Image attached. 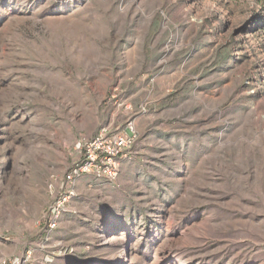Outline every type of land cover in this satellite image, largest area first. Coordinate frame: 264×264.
I'll return each mask as SVG.
<instances>
[{
    "label": "rangeland",
    "instance_id": "obj_1",
    "mask_svg": "<svg viewBox=\"0 0 264 264\" xmlns=\"http://www.w3.org/2000/svg\"><path fill=\"white\" fill-rule=\"evenodd\" d=\"M131 117L118 178L47 239L77 141ZM29 254L264 264V0H0V260Z\"/></svg>",
    "mask_w": 264,
    "mask_h": 264
},
{
    "label": "built area",
    "instance_id": "obj_2",
    "mask_svg": "<svg viewBox=\"0 0 264 264\" xmlns=\"http://www.w3.org/2000/svg\"><path fill=\"white\" fill-rule=\"evenodd\" d=\"M115 98V96L113 97ZM122 109L131 113L128 102L120 104ZM146 112L140 108L138 114ZM137 116V114L135 115ZM139 133L136 119L131 117L124 128L111 126L101 128L94 136H81L75 145V157L64 173L61 184L44 216V234L52 238L59 230L64 215L73 213L72 202L78 198L77 185L90 178L95 182H114L125 161L133 155ZM0 264H32L28 256L11 257L0 260Z\"/></svg>",
    "mask_w": 264,
    "mask_h": 264
},
{
    "label": "crops",
    "instance_id": "obj_3",
    "mask_svg": "<svg viewBox=\"0 0 264 264\" xmlns=\"http://www.w3.org/2000/svg\"><path fill=\"white\" fill-rule=\"evenodd\" d=\"M90 201L91 200L86 199V198H84V199L83 198H79V199L75 200L74 206L75 205L76 206H89L88 209L91 210V212H92V208L90 207L92 204H91ZM74 218L75 217H73L72 215H69V214L64 215L63 218H62V221H61V225H60L59 231H61L63 228H65V230H66V228H67V230L72 229V227H71L72 226V222L70 224V222H68V221L69 220H74Z\"/></svg>",
    "mask_w": 264,
    "mask_h": 264
}]
</instances>
